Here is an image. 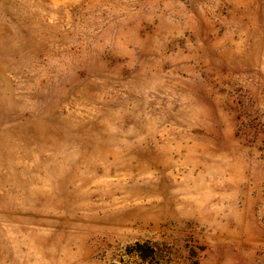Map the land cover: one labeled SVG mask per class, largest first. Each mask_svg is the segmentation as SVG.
Returning a JSON list of instances; mask_svg holds the SVG:
<instances>
[{"label":"rangeland","instance_id":"obj_1","mask_svg":"<svg viewBox=\"0 0 264 264\" xmlns=\"http://www.w3.org/2000/svg\"><path fill=\"white\" fill-rule=\"evenodd\" d=\"M0 264H264V0H0Z\"/></svg>","mask_w":264,"mask_h":264}]
</instances>
